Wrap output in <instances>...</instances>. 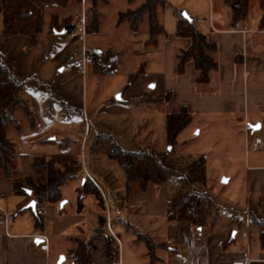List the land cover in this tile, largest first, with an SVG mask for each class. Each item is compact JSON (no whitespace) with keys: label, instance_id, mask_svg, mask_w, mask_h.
I'll list each match as a JSON object with an SVG mask.
<instances>
[{"label":"crops","instance_id":"1","mask_svg":"<svg viewBox=\"0 0 264 264\" xmlns=\"http://www.w3.org/2000/svg\"><path fill=\"white\" fill-rule=\"evenodd\" d=\"M74 1L81 4L82 12L83 0H69L66 5L45 4L44 29L34 39L27 35L2 37L0 15V53L13 64L15 75L22 81L20 95L33 116L31 122L23 109H17L20 126L11 125L8 129L19 156L11 178L0 169V264H59L62 256L65 259L60 264H79L76 256L70 254L79 242L86 244L85 264H232L245 254L252 259L251 264H264V223L260 221L264 220V144L253 145L254 138L264 134L257 133L264 129V29L258 27L262 14L259 0H250L247 17L239 21L246 32L233 30V5L225 0H199L205 9L209 6L207 20L204 13L196 11L199 1L191 15L188 13L195 28L217 45L219 67L206 83L197 82L200 72L192 61L186 64L183 74L174 71L176 54L191 45L190 37L176 34V11H181L177 7L172 8L174 21L167 27L166 22L162 23L166 32L159 35L155 45L146 44L149 28L140 37V28L134 32L129 20H115L113 30L104 28L98 18L96 23L87 20L86 44L96 57L85 72L77 70L74 62L82 57V41L74 33L76 17L67 8ZM53 15L60 22L70 16L72 30L52 29ZM112 38L126 45L133 56H140L132 69L121 70L122 46L108 42ZM75 42L78 45L73 47ZM132 70L141 73L127 86L134 74ZM118 93L121 99L116 97ZM168 93L171 97L164 110L158 109L155 100ZM145 105L150 111L148 116L159 118L161 127L164 123L166 134L167 113L186 107L192 120L180 133L189 128L195 132L198 127L200 133L205 123L218 124L225 139L211 140L213 150L225 153L228 141L242 150L240 162L229 166L232 176L224 179H235L240 194L227 199L233 206V215L220 227L211 225L212 221L204 217L202 207L207 201L200 208L199 219L183 209L173 211V197L183 193L173 189L165 198L168 207L160 217L155 211L144 212L141 219L146 220L145 231L138 225L141 231L130 233L135 223L121 217L120 226L114 222L102 182L106 173L98 162L107 153V141L121 146L116 132L124 129L128 121L140 119L138 114L145 115ZM258 123L261 127L253 130L251 126ZM176 154L182 156L180 152ZM36 157H45L61 171L80 168L62 186L61 200L40 207L44 208L40 215L42 227L36 225L35 211L28 207L35 200L32 188L17 191L13 183L45 173L34 165ZM207 168L208 162L206 173ZM186 181L194 188L195 183H206L188 177ZM81 188L99 191L102 211L99 207L87 209L91 196L81 195ZM197 190L208 194L203 188ZM110 193L122 213L127 204H122L114 191ZM114 226H118L120 233ZM124 229L127 233L122 239ZM39 234H46L48 250L40 247ZM140 234L151 240L146 241ZM155 237L162 241L154 240Z\"/></svg>","mask_w":264,"mask_h":264},{"label":"trees","instance_id":"2","mask_svg":"<svg viewBox=\"0 0 264 264\" xmlns=\"http://www.w3.org/2000/svg\"><path fill=\"white\" fill-rule=\"evenodd\" d=\"M69 0H0V15L3 20L2 37L10 35H27L31 39L36 38L44 29L43 8L47 3H58L66 5ZM233 5V23L244 20L249 11L250 0H225ZM167 0H145L142 7L134 11L122 12L120 20H129L134 32L139 29V24L145 13L149 15V38L147 45H155L158 37L165 33L164 25L157 17L158 6H164ZM262 11L259 21V29H264V0H259ZM177 26L176 34L179 36H187L191 38V45L187 49L180 50L176 54L175 73L183 74L186 64L192 61L195 64L200 75L197 77L198 83H206L211 79V73L219 67L218 60L215 56L217 45L209 41L206 34L195 28L193 21L182 16L181 11H176ZM72 18L69 16L63 21H59L57 15H53L51 19V27L64 28L71 31L73 25ZM140 71L130 76L127 86L134 83ZM22 81L14 73L13 64L6 60L0 53V169L5 176L11 178L13 171L18 167V150L17 144L8 136V129L11 125L19 127V121L15 115V111L19 108L23 109L33 122L30 108L20 95ZM171 93L165 97L156 99L157 108L164 110L166 103L170 100ZM192 120L191 114L186 107H182L179 112L167 113L166 129L168 143L171 145L170 150L165 152H156L153 150H128L115 143L109 141L107 153L111 158L116 159L123 168L126 177L129 180L139 181L143 185L149 182L161 184L168 179L169 172L173 167L170 161V153L175 150V144L180 132ZM109 138V135L107 136ZM34 165L45 171L42 175H32L22 180H14V187L17 191L32 188V194L36 201L35 219L36 225L42 227L43 220L37 210L44 204L56 202L62 199V186L73 179L80 168H72L67 171L59 170L51 161L45 157H36ZM188 174L194 181L205 182L206 180V159L202 156L195 160L187 167ZM101 198V194L97 189L94 190ZM207 194L203 191L191 187L185 193H177L172 200V210L185 207L192 217L200 218V208L207 201ZM24 209V207H21ZM264 223V220H260ZM101 224L103 219L101 218ZM264 234V233H263ZM146 241H150L146 235ZM86 244L79 242L78 248L73 250L71 256H76L79 264L86 263Z\"/></svg>","mask_w":264,"mask_h":264},{"label":"rangeland","instance_id":"3","mask_svg":"<svg viewBox=\"0 0 264 264\" xmlns=\"http://www.w3.org/2000/svg\"><path fill=\"white\" fill-rule=\"evenodd\" d=\"M167 1L168 3L165 8L162 5L157 8V17L161 23H167L166 27L174 21V13L172 11L173 7L181 9V13L186 11L191 15V11H194V5L201 2L199 0ZM76 2L77 1H74V4L71 3L67 8H69L72 15L78 19L81 16V4L78 5ZM84 2L86 18L88 21L92 20L93 23H96L98 18V20L103 23L104 28L113 30L117 23H114V21H118L121 12L137 10L142 7L145 0H84ZM199 4L200 6L196 8V11H198V13H204L203 16H205L207 20L209 17V6L207 5V8L205 9L202 2ZM224 13L225 12H222V14ZM251 14L252 17H254L255 13L252 12ZM45 19L48 25L50 19V15L48 13L46 14ZM139 28L140 37H144L146 28H149V15L147 13L144 14L143 19L139 24ZM108 42L117 47L122 44V42L117 43V41H114L113 38ZM77 45L78 42H75L72 46L75 47ZM121 46L120 58L122 57L123 59V63L120 65L121 70L132 69V64L136 63L137 60L140 59V56H133L128 51L126 45ZM144 56L145 54L142 53L141 57ZM132 73H134V70H132ZM147 109L148 108L145 105L142 110L145 115L138 114L140 119L138 118L135 122L128 121L124 129L118 130L115 136L116 139L121 142L120 145L122 147L130 150H153L156 152H165L170 150L171 145L168 143L164 123L161 127V124H159V118H156L155 116H148L147 114L150 111ZM140 111L141 110H137V113H141ZM205 125L206 127H203L200 133H197V130L200 129V127H198L195 132L193 129L189 128L180 133L177 138V143L175 144V150L169 155L173 167L169 172L168 179L161 184L149 183L147 185H143L139 181L129 183L127 182L128 178L126 177L124 170L116 159L111 158L108 153H105L103 157L99 159L98 165L101 166L102 170L106 173V177L102 180V182L105 184L104 187L107 195L109 196V209L113 212L112 215L114 222L117 223L118 226L122 224V221L118 220V217H121L128 220V222L135 223V226L132 224L130 233H133L134 230L141 231L137 228L138 225L142 227V231H145L144 229H146L145 227L147 223L145 219H141L144 212L147 213L149 211H155L159 216L160 213L163 212V209H167L168 207V203L166 201L168 198H165L168 196L169 191L173 189L175 192L183 191V193H185L191 189L190 184L186 181L187 177L192 178L187 172V167L195 160L200 159L202 156L206 159V166L207 162L209 165V169L207 168L208 170L206 173L208 179H206L205 184L195 183V188L205 189L208 191L207 195L210 197V199L207 198V204L202 207L203 215L210 222L212 221L211 225L218 227L231 218L230 215H233V206L231 207V203L228 202L227 199L234 194H240L238 189L239 186L237 185L235 179L229 182L224 181V179L232 176L229 166H233L235 162H240V158H242V150L238 148L237 144L230 143V141H228V147L225 153H219L215 151L216 149L213 150L211 146L213 143L211 140L219 139V141H223L225 138L223 137V134L220 133L219 127L217 126L218 124L205 123ZM263 132L264 129L257 131V133L260 134ZM262 135V138L264 139V134ZM107 143L108 147H110L108 141ZM177 152H180L182 156L179 157L176 154ZM183 178L184 183L182 182ZM81 189V195L89 194L91 196L89 197L90 200L87 202V209L90 210L94 207H99L102 211L101 200L98 194L95 192H89L83 188ZM111 191L116 193L115 196L117 195L120 197V202L122 204H127L123 208L122 213L118 212L120 208L116 205V203L114 204V196L110 193ZM120 192H125V195H120ZM80 199L81 197H78V200ZM126 199H128V202H126ZM42 209L44 210V208ZM180 209H183L184 211L186 210L185 207H181L174 211H179ZM239 216L242 217L240 214ZM118 226H114V229L117 233H120L117 229ZM234 231L235 230L232 231V235ZM121 233V238L125 239L127 233L126 230L124 229ZM154 240L162 241L161 238L158 237H155ZM68 263L69 262L66 261L63 264Z\"/></svg>","mask_w":264,"mask_h":264},{"label":"built area","instance_id":"4","mask_svg":"<svg viewBox=\"0 0 264 264\" xmlns=\"http://www.w3.org/2000/svg\"><path fill=\"white\" fill-rule=\"evenodd\" d=\"M233 30L246 32V30L241 27L239 21L235 23V25L233 26ZM86 31H87V18H86L85 9L83 8L81 12V16L75 21V32H74L75 35H77L78 38L82 41V49H83L82 57L80 60L74 62V68H76L81 72H85L87 65L94 62L96 57L95 52L92 51L86 44ZM262 144H264V139L262 137L256 136L253 140V145L259 146ZM88 176L91 177L89 174ZM37 212L39 215H42L44 213V210L42 208H39ZM38 238L40 239V247L43 250H48L49 245L46 234H39ZM251 261L252 259L249 257V255L245 254L243 258L234 260L232 264H251Z\"/></svg>","mask_w":264,"mask_h":264},{"label":"water","instance_id":"5","mask_svg":"<svg viewBox=\"0 0 264 264\" xmlns=\"http://www.w3.org/2000/svg\"><path fill=\"white\" fill-rule=\"evenodd\" d=\"M182 16L184 18L192 21L191 16L186 11H183ZM116 97L118 99H121V94H118ZM251 127L253 128V130H256V129H259L261 127V124L260 123L254 124ZM28 192L31 193V190H28ZM28 207L32 208L35 211V209H36V201L35 200L30 201V203L28 204ZM64 259H65V257L62 256L61 259L59 260V264L62 263L64 261Z\"/></svg>","mask_w":264,"mask_h":264}]
</instances>
